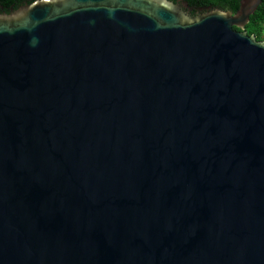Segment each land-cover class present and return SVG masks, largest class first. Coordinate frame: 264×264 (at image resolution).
<instances>
[{"label": "water", "instance_id": "obj_1", "mask_svg": "<svg viewBox=\"0 0 264 264\" xmlns=\"http://www.w3.org/2000/svg\"><path fill=\"white\" fill-rule=\"evenodd\" d=\"M27 1L0 13V264H264L260 0Z\"/></svg>", "mask_w": 264, "mask_h": 264}, {"label": "trees", "instance_id": "obj_2", "mask_svg": "<svg viewBox=\"0 0 264 264\" xmlns=\"http://www.w3.org/2000/svg\"><path fill=\"white\" fill-rule=\"evenodd\" d=\"M31 1V0H29ZM174 3L176 0H168ZM188 7L193 9L199 8L198 12H202L203 8H219L229 13H233L237 7V0H181ZM27 0H0V13H8L10 10L17 8L23 4H27ZM192 9V10H193ZM190 11L188 14L191 15ZM264 27V0L255 7L254 11L248 16L246 24L243 26L242 31L246 35H252L255 41H262L264 38L261 36V28Z\"/></svg>", "mask_w": 264, "mask_h": 264}, {"label": "flooded vegetation", "instance_id": "obj_3", "mask_svg": "<svg viewBox=\"0 0 264 264\" xmlns=\"http://www.w3.org/2000/svg\"><path fill=\"white\" fill-rule=\"evenodd\" d=\"M176 2V1H175ZM181 9H182V11L183 12H185V13H189L190 11H192L191 12V15H194V14H196V13H198V9L199 8H196V9H193V8H191V7H188L186 4L183 6V7H181ZM193 9V10H192Z\"/></svg>", "mask_w": 264, "mask_h": 264}, {"label": "rangeland", "instance_id": "obj_4", "mask_svg": "<svg viewBox=\"0 0 264 264\" xmlns=\"http://www.w3.org/2000/svg\"><path fill=\"white\" fill-rule=\"evenodd\" d=\"M261 36L264 38V27L261 28Z\"/></svg>", "mask_w": 264, "mask_h": 264}]
</instances>
